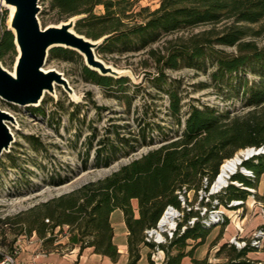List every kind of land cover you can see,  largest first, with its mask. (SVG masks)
Returning <instances> with one entry per match:
<instances>
[{
    "label": "trees",
    "instance_id": "obj_1",
    "mask_svg": "<svg viewBox=\"0 0 264 264\" xmlns=\"http://www.w3.org/2000/svg\"><path fill=\"white\" fill-rule=\"evenodd\" d=\"M41 1L46 2L49 10L57 14L56 24L76 17L74 29L77 33L94 41L102 39L96 47L100 54L138 51L164 35L233 20V25L214 40L196 39L189 45L172 51L165 64L172 68L185 64L202 70L212 66V86L219 92L241 99L247 107L264 106V46L243 41L246 36L260 34L251 25L264 21V0H162L157 9L148 11L147 8H142L148 13L140 21L134 20L138 13L134 9L135 0ZM97 8L102 10L97 12ZM6 19L7 10L3 16L4 24ZM214 43L237 46L238 52L227 53L214 49ZM7 55L18 56V50L13 31L5 25L0 31L2 64ZM48 57L64 60L82 58L76 50L62 46L51 48ZM249 73L254 74L257 79H250ZM83 74L106 90L116 88L117 92L126 94V76L115 78L102 75L86 64H83ZM159 86L169 94V115L173 117V122L178 126L183 124V128L177 131L178 139L148 151L110 175L90 182L73 193L43 203L46 206L43 216L54 221L55 226L81 224L82 233L89 240L79 246L80 252L91 247L94 252L117 260L120 253L113 241L110 214L120 208L129 230L128 244L132 254L129 264H136L139 259L138 245L142 242L153 249L161 248L166 252L163 264H183V257L192 255L194 248L204 242L213 223L198 220L166 244L145 241V229L157 224L168 204L180 205L177 192L183 187L196 193L200 189L208 191L226 159L233 158L243 148L264 147V108L262 112L253 109L245 116H234L229 109L193 105L186 112L182 123L184 115L181 113L182 99L178 91L173 85ZM146 137L144 133V138ZM120 139L123 140L121 137ZM99 151L98 161L109 165L116 149L106 151L107 155L104 157H100L101 150ZM242 165L253 170L255 177L237 171L231 180L254 188L255 191L251 192L230 182L214 197L220 204L226 205L234 199L245 202L250 195H254L264 209V193L258 192L260 176L264 173V153L244 160ZM133 200L137 201V208L134 207ZM228 221L229 217L225 216L221 224L225 225ZM48 226L42 216L34 217L30 222L29 233L36 231L41 237H45ZM190 240L194 242L191 243ZM43 242L46 243L47 240ZM188 245H191L189 250ZM256 250L250 244L238 249L234 244L225 242L217 254H224L227 258L222 264H264V258L252 259L248 256ZM193 264L210 263L207 259L193 258Z\"/></svg>",
    "mask_w": 264,
    "mask_h": 264
},
{
    "label": "rangeland",
    "instance_id": "obj_2",
    "mask_svg": "<svg viewBox=\"0 0 264 264\" xmlns=\"http://www.w3.org/2000/svg\"><path fill=\"white\" fill-rule=\"evenodd\" d=\"M135 1L134 9L138 12L135 21H140L148 13L142 8L152 11L159 8L162 2ZM39 5L41 26L56 24L57 14L49 10L46 2L40 0ZM101 10L97 8L96 11ZM10 15L11 9L0 3V31L5 25L9 27ZM230 25H233V20L177 31L164 35L138 51L100 54L95 49L97 58L116 74L95 70L115 78L126 76V94L117 92L116 88L106 90L85 78L83 64H86V59L80 54L82 58L77 57L75 60L47 57L44 69L61 73L66 84L54 82L52 91L46 90L38 103L23 105L0 97V109L10 116L4 122L11 136L9 145L0 153V251L11 253L15 245L30 242L31 238L40 250L46 252L56 249L66 251L87 243L89 238L83 235L80 223L55 226L54 221L43 216L46 211L43 203L73 193L90 182L110 175L148 151L178 139L177 131L183 128V124L178 126L173 122V117L169 115V94L159 85H173L178 91L182 99V123L186 112L193 105L229 109L234 116H245L253 109L262 112L264 106H244L241 99L225 95L212 86V66L202 70L185 64L176 68L165 64L172 51L196 39L214 40ZM251 27L260 31V34L246 36L243 41L264 46V21ZM213 47L227 53L238 52L237 46L214 43ZM16 58V55H7L2 65L14 71ZM248 77L257 79L251 73ZM35 145L38 147L35 148ZM111 149H116V153L108 162L109 165L98 161L99 150L100 157H104L106 151ZM210 190H203L202 198L199 193L191 191L192 203L210 206L208 197L213 200L215 195H210ZM133 203L137 208V201ZM245 205L231 209L221 206L220 209H224L228 217L238 222ZM39 216L49 224L45 237L36 231L29 233L30 222ZM222 228L221 223L216 224L208 236L212 232L219 233V236ZM253 233L249 237L241 236V239L249 241ZM44 240L47 242L44 243ZM262 250L264 247L258 251Z\"/></svg>",
    "mask_w": 264,
    "mask_h": 264
},
{
    "label": "water",
    "instance_id": "obj_3",
    "mask_svg": "<svg viewBox=\"0 0 264 264\" xmlns=\"http://www.w3.org/2000/svg\"><path fill=\"white\" fill-rule=\"evenodd\" d=\"M0 3L15 9L8 28L15 35L19 52L15 64L16 76L0 62L2 99L23 105L38 103L46 90L52 91L54 82L66 84L61 73L56 70L44 71L49 50L56 46L76 50L85 57L86 65L92 69L116 74L96 56L95 49L102 39L94 41L75 31L76 17L42 27L38 16L40 0H0ZM8 118V113L0 109V153L11 140L4 122ZM261 148L257 154L264 153V147Z\"/></svg>",
    "mask_w": 264,
    "mask_h": 264
},
{
    "label": "crops",
    "instance_id": "obj_4",
    "mask_svg": "<svg viewBox=\"0 0 264 264\" xmlns=\"http://www.w3.org/2000/svg\"><path fill=\"white\" fill-rule=\"evenodd\" d=\"M258 192L260 194L264 193V173L260 176ZM244 204H246L244 207L245 210L241 213L238 222L235 218L231 219L229 217L228 223L225 225L222 224L223 228L220 235L217 236L219 233L216 232L213 234L212 232V234L206 237L203 245H197L194 248L191 258L188 256L183 257V264H193V258L199 260L206 258L210 264L224 263L227 258L222 256V254H217L223 243L228 242L235 235L249 237L250 234L261 227L264 223V215L260 201L253 199L252 195H250ZM133 205L135 206V203ZM110 222L114 231L113 241L117 245L120 253L115 261L109 256L94 252L91 247L85 248L82 252H80L79 246L71 247L66 251L56 249L46 252L40 250L39 245L35 242H26L16 256L15 264H129L132 259V254L128 244L129 230L125 221L124 212L120 208L113 210L110 214ZM190 242L193 243L194 241L190 240ZM190 248L191 245H188L187 250ZM138 254L139 259L136 264H163L167 257L163 249H153L144 242L138 245ZM248 256L252 259H263L264 250L252 251Z\"/></svg>",
    "mask_w": 264,
    "mask_h": 264
},
{
    "label": "built area",
    "instance_id": "obj_5",
    "mask_svg": "<svg viewBox=\"0 0 264 264\" xmlns=\"http://www.w3.org/2000/svg\"><path fill=\"white\" fill-rule=\"evenodd\" d=\"M246 151L248 149L252 150V153L250 156H243L241 155V162H239V167L236 168L234 171L230 172L229 175V183H235L236 185L246 188L251 192H254V188H250L247 186H243L242 183L238 181H232L231 177L234 175L237 171L242 172L243 174L254 178L255 173L253 170L246 168L242 165V162L244 160H247L254 155H257V152L261 150L262 148H256V147H247L244 148ZM227 161V159L225 160ZM223 164V163H222ZM222 166V165H221ZM221 170V167H220ZM204 181L207 182V178L204 177ZM229 183H226L219 188H214L215 181L210 186L211 193L210 195H214L216 193H219L224 187H227ZM204 189L198 190V193L200 194V197H203ZM191 191H187L185 187H183L182 190L178 191V199L180 201V205L176 206L173 204H168L166 208L164 209V212L162 216L160 217L157 224L153 227L147 228L144 231V240L148 242H153L155 244H166L171 239H173L176 235L181 234L185 231L187 227L193 226L196 221L201 220L207 224H218L221 223L223 218L225 216L228 217V215L225 213L224 209H220V207H228L233 208L234 206L244 204L245 202L243 200H231L226 205L220 204L219 200L214 197L213 200H211L210 197H208V200L211 201V205L207 206V204L204 205H194L192 203V199L190 198ZM252 198H254V195H252ZM261 203V202H260ZM263 209V208H262ZM264 215V209L262 210ZM30 242H35L33 238H31ZM230 243L234 244L236 248L240 249L248 244L255 247L257 250L264 247V223L263 225L256 230L251 240H245L241 239V236L235 235L230 238ZM23 244H17L15 245L13 251L11 253H4L0 251V264H15L16 262V256L19 254V252L22 250Z\"/></svg>",
    "mask_w": 264,
    "mask_h": 264
},
{
    "label": "bare ground",
    "instance_id": "obj_6",
    "mask_svg": "<svg viewBox=\"0 0 264 264\" xmlns=\"http://www.w3.org/2000/svg\"><path fill=\"white\" fill-rule=\"evenodd\" d=\"M10 9H11V15H10L11 17L15 9L14 7H10ZM49 70L51 69H48V70L44 69V71L46 72ZM11 72L14 76H16L15 70ZM251 153H252L251 149H248L247 151L245 149H241L239 152L235 154L233 158L227 159V161H224L221 166L220 173L215 179L214 188H219L220 186L226 183H229L230 172L234 171L236 168L239 167V162H241L240 161L241 155L243 154V156H250Z\"/></svg>",
    "mask_w": 264,
    "mask_h": 264
}]
</instances>
